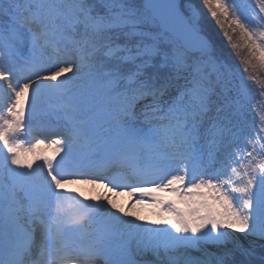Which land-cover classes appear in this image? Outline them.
<instances>
[{"label":"snow or ice","instance_id":"obj_1","mask_svg":"<svg viewBox=\"0 0 264 264\" xmlns=\"http://www.w3.org/2000/svg\"><path fill=\"white\" fill-rule=\"evenodd\" d=\"M257 71L264 0H0V264H264Z\"/></svg>","mask_w":264,"mask_h":264},{"label":"rangeland","instance_id":"obj_2","mask_svg":"<svg viewBox=\"0 0 264 264\" xmlns=\"http://www.w3.org/2000/svg\"><path fill=\"white\" fill-rule=\"evenodd\" d=\"M211 27L215 28L217 30V34H219V29L216 28L214 21H210ZM228 51H231V49H228ZM245 51L241 52V55H246L244 53ZM249 123L250 125L254 126L255 129H260L264 127V107L261 106V104L255 103L254 101L250 102L249 106ZM50 156V155H47ZM72 187H77L80 192H83L82 190H85L87 192L88 196H97L99 195L100 187L88 185V184H76L72 185ZM85 195V194H84ZM86 196V195H85ZM118 206L120 207H126V204L121 202L118 203ZM138 215L145 217L147 219H155V217L152 215L153 209L146 204L144 208L137 207V210L135 211Z\"/></svg>","mask_w":264,"mask_h":264},{"label":"bare ground","instance_id":"obj_3","mask_svg":"<svg viewBox=\"0 0 264 264\" xmlns=\"http://www.w3.org/2000/svg\"><path fill=\"white\" fill-rule=\"evenodd\" d=\"M36 151H38L42 155H51L52 154L51 149L48 148V147H46V146H44V145H41L39 148L36 149ZM77 190H78V188H77ZM82 191H83L82 192L83 194H85L86 196H88L87 195V192L85 190H82ZM105 191H106L105 189H103V188L100 187L99 195L102 194V193H105ZM108 195L112 196L115 199V201H116L117 204L118 203L120 204L121 202L122 203L124 202L126 204V207L129 204H134L135 203L134 199L133 198H130L128 196L127 192H124V191L108 193ZM145 205H136L133 209H130V210L136 211L138 206L144 208Z\"/></svg>","mask_w":264,"mask_h":264},{"label":"trees","instance_id":"obj_4","mask_svg":"<svg viewBox=\"0 0 264 264\" xmlns=\"http://www.w3.org/2000/svg\"><path fill=\"white\" fill-rule=\"evenodd\" d=\"M211 19L208 20V26L211 30L215 31L217 34V30L213 27H211L210 24ZM217 36L219 37V34H217ZM246 55V51L244 52ZM233 61L234 63L239 64V58L238 57H233ZM257 77V80H264V71H257L256 73H254ZM251 101H254L255 103L261 104V106L264 107V93H262V89H261V85L256 83L254 84V90L251 94Z\"/></svg>","mask_w":264,"mask_h":264}]
</instances>
